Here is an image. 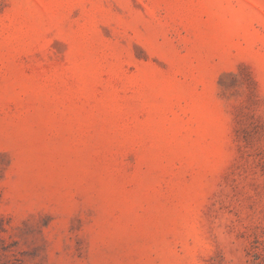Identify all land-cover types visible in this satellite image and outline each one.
I'll return each instance as SVG.
<instances>
[{
	"label": "rangeland",
	"instance_id": "1",
	"mask_svg": "<svg viewBox=\"0 0 264 264\" xmlns=\"http://www.w3.org/2000/svg\"><path fill=\"white\" fill-rule=\"evenodd\" d=\"M0 264H264V0H0Z\"/></svg>",
	"mask_w": 264,
	"mask_h": 264
}]
</instances>
